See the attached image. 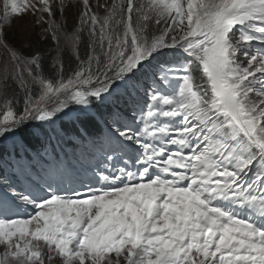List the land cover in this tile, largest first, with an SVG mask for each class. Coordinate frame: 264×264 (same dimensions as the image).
I'll return each mask as SVG.
<instances>
[{
  "label": "snow or ice",
  "instance_id": "6c2138e0",
  "mask_svg": "<svg viewBox=\"0 0 264 264\" xmlns=\"http://www.w3.org/2000/svg\"><path fill=\"white\" fill-rule=\"evenodd\" d=\"M78 5L71 32L64 0L0 6V155L36 161L0 179V264H264V0ZM65 117L79 167L47 160Z\"/></svg>",
  "mask_w": 264,
  "mask_h": 264
},
{
  "label": "rangeland",
  "instance_id": "374dc122",
  "mask_svg": "<svg viewBox=\"0 0 264 264\" xmlns=\"http://www.w3.org/2000/svg\"><path fill=\"white\" fill-rule=\"evenodd\" d=\"M64 2L66 5H68V7L66 8V13H65V15H61L59 12H57L56 19L59 22H63L66 18L67 24H66V27L64 28V31L71 32L74 29V27L77 26V19H78L77 12H78L79 5L77 8H73L70 6L71 4L77 3V0H64ZM100 2L103 3V2H105V0H100ZM107 2L111 3L112 0H107ZM2 4H3V0H0V6H2ZM101 14H103L102 10H101ZM34 21H35V17L32 16L31 14H27V15H24L22 17L18 16L15 19L13 27L8 30L9 40L11 41L13 38L18 39L19 35L23 34L25 29H28L29 31H31L34 35L37 33H41L43 31V29H35L33 27ZM82 35L84 36L85 41H86L87 40V28H85V31ZM45 42L48 44H51L50 42H52V41L49 38L48 40L43 41L42 43H45ZM53 45H55V44H53ZM40 47H42L41 44L33 43L31 45V48L29 49V51L36 50ZM63 47H64V41H63V38H61V44H60L59 48L63 49ZM25 48H28V45H25ZM57 50H58L57 46L55 45L54 52H56ZM11 94L12 93L10 91L9 95H11ZM18 95L22 97L23 94L18 93ZM2 110H3V104H2V98H0V112H2ZM69 118H72V117H69ZM55 128L57 131H61V137H62V133H63L64 129L63 130L61 129L62 127H61L59 120L56 121ZM48 131H49V133H51L52 130L49 129ZM53 138H55V139L57 138L55 136V134H53ZM60 145L61 144L59 143L58 146L55 147V150L58 151L60 149ZM4 154H6V153H3L2 155H4ZM2 155H0V157ZM7 156H9V155H7Z\"/></svg>",
  "mask_w": 264,
  "mask_h": 264
},
{
  "label": "trees",
  "instance_id": "16d2710c",
  "mask_svg": "<svg viewBox=\"0 0 264 264\" xmlns=\"http://www.w3.org/2000/svg\"><path fill=\"white\" fill-rule=\"evenodd\" d=\"M86 41L81 44V54H82V57L86 54ZM50 43L51 44H48L46 42L45 43H41L42 47H40V48H43V50L45 52L44 65H45V70L46 71L49 70V65L51 63L50 57L55 56V54H56V52H54L55 45H53L52 42H50ZM63 60H64L65 67H66L65 75L66 76L67 75H70V70L76 67L75 61H74V59L72 57V54H71L70 50L64 52V54H63ZM63 122H64L63 119L60 120V123H61L62 126H64L63 125ZM32 143H33V145H35L36 148H40V144L37 143L36 140H33ZM10 162L11 161H10L9 156H2V158H0V177H3L2 174H3L4 168ZM11 164H9V165H11ZM35 164H36V161H35Z\"/></svg>",
  "mask_w": 264,
  "mask_h": 264
},
{
  "label": "bare ground",
  "instance_id": "6f19581e",
  "mask_svg": "<svg viewBox=\"0 0 264 264\" xmlns=\"http://www.w3.org/2000/svg\"><path fill=\"white\" fill-rule=\"evenodd\" d=\"M62 127V126H61ZM63 130V127L61 128Z\"/></svg>",
  "mask_w": 264,
  "mask_h": 264
}]
</instances>
